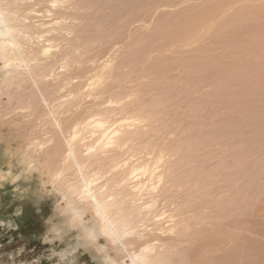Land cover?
Wrapping results in <instances>:
<instances>
[{
	"label": "bare ground",
	"instance_id": "bare-ground-1",
	"mask_svg": "<svg viewBox=\"0 0 264 264\" xmlns=\"http://www.w3.org/2000/svg\"><path fill=\"white\" fill-rule=\"evenodd\" d=\"M195 1L39 0L48 20L32 21L38 1L0 0V95L31 92L38 173L65 223L53 231L76 228L106 264H264L248 255L264 253L250 234L264 164L251 161L240 97L250 70L264 87V55L231 57L264 50V4ZM30 154L13 179L37 169Z\"/></svg>",
	"mask_w": 264,
	"mask_h": 264
},
{
	"label": "rangeland",
	"instance_id": "rangeland-1",
	"mask_svg": "<svg viewBox=\"0 0 264 264\" xmlns=\"http://www.w3.org/2000/svg\"><path fill=\"white\" fill-rule=\"evenodd\" d=\"M37 1L39 2V0H33V4ZM195 2L200 4L202 0H196ZM183 3L185 4V2ZM260 3L264 4V0H260ZM184 4L181 7H184ZM245 4L246 3L243 5ZM46 5L47 4L44 2H39L34 5V9L39 11L40 14L39 12V16L38 14H31L30 16L34 17L32 21L48 20V17L43 15L47 9ZM236 7L237 5L234 7V10ZM48 8L51 9L50 6H48ZM167 10L170 9L167 8ZM53 12H55V10H53ZM205 44H210L212 49L215 48L214 54H221L223 51L221 46L209 41ZM233 48L234 47L226 48V50H232ZM263 51L237 47L234 48L236 54H233L231 57L238 60L236 62L237 64H244L248 58H253L256 53L264 55ZM2 66L3 63L0 61V85L3 84L4 78ZM255 67L256 63H250L246 68L251 69ZM261 69H264V67H261L260 70ZM58 70L61 71V69ZM249 72H252L249 74V86L242 89L243 94L240 93L241 90L238 87L234 89L235 91L240 90L238 93H240V97L243 96L244 100H250V102L249 100L246 101L249 108L247 107V109L244 110L245 117L247 118V128L244 131L247 148L249 151H251L250 148H254L253 153H256L253 154L251 151L253 155V157H251L252 159L254 158V160L250 159L252 162L259 160V162L264 164V87L257 84L259 80L256 79V72H253V70ZM262 73V77H264V72ZM217 77L216 81L219 82V77ZM262 80L264 81L263 78ZM234 86H237V84ZM3 87L5 90V86ZM27 91L28 90H25L24 92V89L15 90V88H12L10 96L8 93L0 95V172L4 176L0 177V264H106L105 261L95 257L91 249H88L82 244H78L80 239L76 228H74L75 230L68 229L67 232L59 235L53 231L54 225H57V223L65 225L63 221L64 217L57 213L56 193L53 185L50 183L49 177L46 175L41 176L40 173H38V169L42 168V164L40 165L36 160L38 159L36 152L38 151V146L36 142L37 140H41V137L44 139V136L41 134L40 119H37L38 121L35 120L36 117L33 116L34 113L32 112V108H29L27 105V98L31 94L30 91ZM231 110L234 111V108H231ZM222 111L227 113L229 110L228 108H224ZM33 126L34 129H32ZM36 134L39 135V137L37 136L34 139ZM25 145H27L26 148ZM24 152L29 154L32 153L30 155L35 157L33 159V165L34 168L37 169H33L32 175H30L31 177L23 176L22 173L19 178L13 179L10 174L21 171V169H18L17 159ZM43 178L45 179L44 182L47 184L45 188L42 185ZM262 204H264V201H262ZM263 206L264 205H262V208H264ZM55 210L57 212H55ZM262 213L264 212L262 211L260 216ZM261 217L263 220L258 221H262L263 223L260 222V224L263 225L261 226L259 224L258 231L256 233H254L255 231L253 233L251 232L250 234L252 237L256 234L254 235L256 239H253H259L261 247L264 248V217ZM86 220L91 221L90 215L86 217ZM259 231L261 236L258 235V237L257 233H259ZM251 235L249 238H252ZM101 241V245L106 244L104 239ZM253 250L254 249H249L248 255L254 256L255 258H253L255 260L261 258L264 263V253L252 254ZM216 254L222 257L224 251H219ZM214 256L217 259H215L216 263H218V256Z\"/></svg>",
	"mask_w": 264,
	"mask_h": 264
}]
</instances>
